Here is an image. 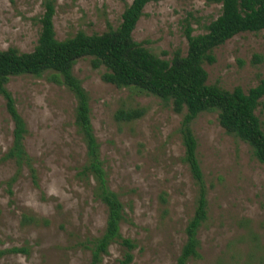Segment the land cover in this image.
<instances>
[{
	"label": "rangeland",
	"instance_id": "374dc122",
	"mask_svg": "<svg viewBox=\"0 0 264 264\" xmlns=\"http://www.w3.org/2000/svg\"><path fill=\"white\" fill-rule=\"evenodd\" d=\"M45 1L0 0V52L33 51ZM53 1L55 39L63 41L78 32L116 29L133 0ZM220 9L205 0H151L132 38L161 59L170 60L175 51L185 56L186 23L194 36L204 34ZM212 55L215 62L203 64L207 85L247 92L264 78L263 32L239 34ZM90 61L78 60L72 75L88 96L107 186L123 205L120 235L135 245L130 264H176L198 198V185L183 161V115L154 96L103 82L105 69L94 70ZM52 76L13 77L6 85L26 125L24 147L35 179L27 166L18 169L4 160L13 122L0 96V251L23 250L3 255L0 264H89L91 243L105 230L107 211L95 197L96 183L81 174L88 161L74 124L75 98ZM260 103L255 115L264 132V97ZM138 108L144 109L140 119L114 118L119 109ZM191 130L207 217L197 232L198 257L187 264H264V165L246 143L224 132L217 113L200 114ZM125 252L115 242L101 264H120Z\"/></svg>",
	"mask_w": 264,
	"mask_h": 264
},
{
	"label": "trees",
	"instance_id": "16d2710c",
	"mask_svg": "<svg viewBox=\"0 0 264 264\" xmlns=\"http://www.w3.org/2000/svg\"><path fill=\"white\" fill-rule=\"evenodd\" d=\"M151 0H133L122 15L116 29L110 26L98 35L78 32L63 41L55 39L53 17L54 1L43 3L44 12L39 19L40 32L37 44L30 53L15 49L0 52V96L13 122L12 143L4 160H12L20 169L27 166L34 177L29 157L25 151L26 125L18 114L15 101L6 85L13 77H43L51 73L54 80L72 93L76 101L74 124L81 135L86 149L87 164L82 175H91L96 183L95 197L107 211L106 226L102 236L91 243L89 264H101L109 246L120 242L126 249L120 264H130L135 245L120 235V224L124 219L123 205L118 196L107 186L106 174L100 159L99 145L93 134L89 100L80 81L72 75L76 62L90 57L91 67L105 69L102 81L117 89L134 88L139 92L160 99L170 105L177 115H183L179 133L184 147L183 161L198 185V198L193 217L188 222L186 241L176 264H187L198 257L197 232L206 221V190L197 159V142L192 133L193 121L202 113H217V121L227 135L246 143L254 158L264 165V132L255 115L260 100L264 97V78L256 87L244 92L240 87L227 91L217 85H207V73L203 64H213L214 49L242 33H264V0H205L207 4L220 5L219 16L206 27L204 34L194 36L190 24L184 28L187 41L185 56L175 51L170 60H164L136 43L132 38L135 26ZM61 80V81H60ZM144 115V109L116 111L117 122H132ZM11 179L10 184L14 183ZM29 220L28 218L24 219ZM22 249L0 251L5 254L22 253Z\"/></svg>",
	"mask_w": 264,
	"mask_h": 264
}]
</instances>
